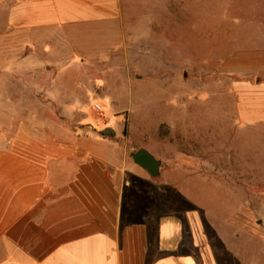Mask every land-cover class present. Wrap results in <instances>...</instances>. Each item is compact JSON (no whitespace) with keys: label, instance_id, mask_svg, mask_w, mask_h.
Masks as SVG:
<instances>
[{"label":"crops","instance_id":"obj_1","mask_svg":"<svg viewBox=\"0 0 264 264\" xmlns=\"http://www.w3.org/2000/svg\"><path fill=\"white\" fill-rule=\"evenodd\" d=\"M0 14V264L228 263L230 239L199 216L183 218L187 230L179 216L153 215L127 148L75 123L74 64L122 42L121 0H0ZM218 72L239 124L264 127V44ZM248 222L234 216L231 230Z\"/></svg>","mask_w":264,"mask_h":264},{"label":"rangeland","instance_id":"obj_2","mask_svg":"<svg viewBox=\"0 0 264 264\" xmlns=\"http://www.w3.org/2000/svg\"><path fill=\"white\" fill-rule=\"evenodd\" d=\"M121 12L122 42L75 59V123H92L88 136L114 131L147 179L138 195L153 215L185 225L199 216L231 240L224 264H264V127L239 124L231 79L216 73L235 51L264 44V0H121ZM139 148L161 161L157 177L133 164ZM234 216L249 219L247 231L231 230Z\"/></svg>","mask_w":264,"mask_h":264},{"label":"water","instance_id":"obj_3","mask_svg":"<svg viewBox=\"0 0 264 264\" xmlns=\"http://www.w3.org/2000/svg\"><path fill=\"white\" fill-rule=\"evenodd\" d=\"M131 159L135 165L143 169L150 177L155 178L159 175L162 163L146 149H137L132 154Z\"/></svg>","mask_w":264,"mask_h":264},{"label":"trees","instance_id":"obj_4","mask_svg":"<svg viewBox=\"0 0 264 264\" xmlns=\"http://www.w3.org/2000/svg\"><path fill=\"white\" fill-rule=\"evenodd\" d=\"M93 132H95L97 135H99L100 137H103V138H114L115 137V133L112 129L110 128H107L105 130H102V131H95V129H92Z\"/></svg>","mask_w":264,"mask_h":264}]
</instances>
